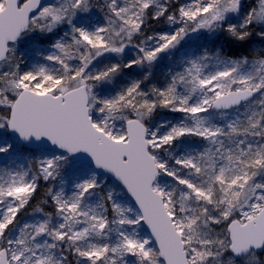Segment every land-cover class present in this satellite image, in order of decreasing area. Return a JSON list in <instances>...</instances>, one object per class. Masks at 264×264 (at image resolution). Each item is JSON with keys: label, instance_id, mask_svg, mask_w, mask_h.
I'll use <instances>...</instances> for the list:
<instances>
[{"label": "snow or ice", "instance_id": "snow-or-ice-1", "mask_svg": "<svg viewBox=\"0 0 264 264\" xmlns=\"http://www.w3.org/2000/svg\"><path fill=\"white\" fill-rule=\"evenodd\" d=\"M0 264H264V0H0Z\"/></svg>", "mask_w": 264, "mask_h": 264}, {"label": "rangeland", "instance_id": "rangeland-1", "mask_svg": "<svg viewBox=\"0 0 264 264\" xmlns=\"http://www.w3.org/2000/svg\"><path fill=\"white\" fill-rule=\"evenodd\" d=\"M160 29H158V30H156V31H159ZM183 55V53H176V55H175V57H174V61H175V63H178L179 62V60H180V58H181V56ZM174 61H170L169 60V65H172L173 67L175 66V63H174ZM165 61H162L161 62V68L163 67V66H165ZM172 114L171 113H166V112H164V113H162V116H168V117H170ZM25 219H29L28 217H25Z\"/></svg>", "mask_w": 264, "mask_h": 264}, {"label": "built area", "instance_id": "built-area-1", "mask_svg": "<svg viewBox=\"0 0 264 264\" xmlns=\"http://www.w3.org/2000/svg\"><path fill=\"white\" fill-rule=\"evenodd\" d=\"M165 61V66H163L161 69H165L169 65V60H164ZM158 76H159V70H158ZM161 82H162V77H161Z\"/></svg>", "mask_w": 264, "mask_h": 264}, {"label": "trees", "instance_id": "trees-1", "mask_svg": "<svg viewBox=\"0 0 264 264\" xmlns=\"http://www.w3.org/2000/svg\"><path fill=\"white\" fill-rule=\"evenodd\" d=\"M162 27V25H153V30L156 31L158 29H160Z\"/></svg>", "mask_w": 264, "mask_h": 264}]
</instances>
